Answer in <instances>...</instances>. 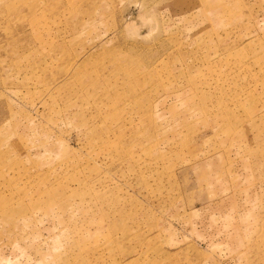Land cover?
<instances>
[{
	"label": "rangeland",
	"instance_id": "rangeland-1",
	"mask_svg": "<svg viewBox=\"0 0 264 264\" xmlns=\"http://www.w3.org/2000/svg\"><path fill=\"white\" fill-rule=\"evenodd\" d=\"M0 264H264V0H0Z\"/></svg>",
	"mask_w": 264,
	"mask_h": 264
}]
</instances>
